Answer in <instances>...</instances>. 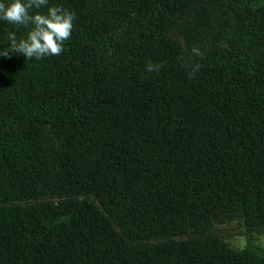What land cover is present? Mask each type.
<instances>
[{
    "label": "trees",
    "instance_id": "16d2710c",
    "mask_svg": "<svg viewBox=\"0 0 264 264\" xmlns=\"http://www.w3.org/2000/svg\"><path fill=\"white\" fill-rule=\"evenodd\" d=\"M50 3L62 53L0 57V264H264V0Z\"/></svg>",
    "mask_w": 264,
    "mask_h": 264
},
{
    "label": "clouds",
    "instance_id": "9594fccd",
    "mask_svg": "<svg viewBox=\"0 0 264 264\" xmlns=\"http://www.w3.org/2000/svg\"><path fill=\"white\" fill-rule=\"evenodd\" d=\"M75 19L74 11L50 0H0V21L28 28L22 37H17L15 31L9 32V45L0 47V57L10 58L17 53L28 59L60 55L65 41L71 38ZM160 67L147 64L150 72Z\"/></svg>",
    "mask_w": 264,
    "mask_h": 264
},
{
    "label": "rangeland",
    "instance_id": "374dc122",
    "mask_svg": "<svg viewBox=\"0 0 264 264\" xmlns=\"http://www.w3.org/2000/svg\"><path fill=\"white\" fill-rule=\"evenodd\" d=\"M224 238L234 247L242 249L247 245V236L243 233L242 225L236 221L224 222L221 226ZM255 241L264 244V236L255 237Z\"/></svg>",
    "mask_w": 264,
    "mask_h": 264
}]
</instances>
